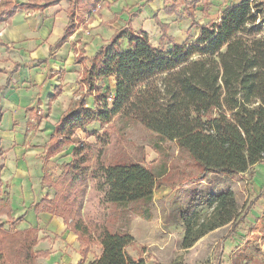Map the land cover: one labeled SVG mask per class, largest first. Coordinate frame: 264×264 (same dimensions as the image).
<instances>
[{
	"label": "trees",
	"instance_id": "trees-1",
	"mask_svg": "<svg viewBox=\"0 0 264 264\" xmlns=\"http://www.w3.org/2000/svg\"><path fill=\"white\" fill-rule=\"evenodd\" d=\"M61 1H5L3 7L9 10L6 22L11 23L19 10L44 9ZM66 1L68 23L56 46L63 45L75 32L78 11L95 6L94 0ZM164 2L167 15H181L179 8L185 6L190 27L199 30L197 36L191 43H178L169 33L170 25L156 13L153 20L161 29L160 48H154L147 32L125 28L94 56L87 58L80 53L76 63L82 65L81 92L55 125L43 158L45 164L73 143L78 130L101 141L100 131L90 132L88 126L99 123L104 135L118 115L141 123L163 139L176 141L189 152L199 168L195 181L204 180L209 174L231 178L264 162V0H242L208 23H201L196 15L197 5L202 3V12L208 17V0ZM167 44L170 50L164 51ZM110 77L115 82L114 94L111 88L103 90V80ZM89 96L93 97V106L87 103ZM2 116L0 96V130ZM90 148L92 145L85 141L74 144L71 161L63 164L57 180L49 181L55 196L43 197L34 210L62 218L66 228L76 234L82 257L76 264H144L125 254L122 246L129 232L120 227L125 224L122 214H128L129 208L142 218H152L149 211L157 177L140 162L106 163L100 153L94 164ZM3 155L0 137V159ZM3 168L0 163V218L7 216L13 227L24 215H12L10 195L5 196L3 191ZM262 197L264 186L249 209L240 214L232 190L197 196L182 212L183 246L190 247L206 233L234 221L232 236ZM97 198L98 213L92 205ZM201 203L213 207V214L196 230L193 219ZM0 232L33 240L19 264H39V258L49 256L48 250H33L38 240L36 229L0 226ZM94 246H102L101 254L86 261Z\"/></svg>",
	"mask_w": 264,
	"mask_h": 264
},
{
	"label": "rangeland",
	"instance_id": "rangeland-1",
	"mask_svg": "<svg viewBox=\"0 0 264 264\" xmlns=\"http://www.w3.org/2000/svg\"><path fill=\"white\" fill-rule=\"evenodd\" d=\"M5 1L8 0H0L2 9ZM9 1L21 2L24 0ZM174 1L170 0L169 4ZM240 1L242 0H208V17L204 16L202 4H199L196 12L197 19L201 23L217 20L226 8ZM159 2L158 0H136L132 6L127 5L123 12L114 14L115 19L112 22L115 23V27H119L117 30L132 27L135 31H138L143 28L149 18H153L152 15L158 13L156 11L161 7ZM138 5L142 8L140 7L138 17H133V11L138 9ZM179 10L181 15L178 16H168L163 12L158 14L164 21L169 22V31L178 43L185 41L191 43L197 36L198 29L190 27V18L185 12V6L182 5ZM94 14L99 15L96 8L82 18L85 20L83 26L86 25V22L91 21L92 17L94 18ZM109 23L111 22L107 24ZM154 27L157 28L155 24ZM144 28L149 29L148 35L154 48H160L158 41L160 34L156 36L150 22ZM123 44L124 46L127 45L126 40ZM168 50H170L169 44L164 47V51ZM107 88H111L112 93H115V82L112 77L103 80V90ZM79 93L80 90L73 94L69 101H65V104L63 102L58 104V101H53L49 105V96L44 101L35 99L33 100L35 106L24 108L23 123H15L14 125V131L23 134L24 145H41L32 143L33 139L38 136L41 126L43 127L46 122L55 124L62 111L75 101ZM87 103L89 106H93L92 96L87 98ZM109 103L111 106L113 100H109ZM25 129L27 130L25 131ZM88 129L90 132L100 131L101 141H98L94 135L87 136L83 131L78 130L73 137L72 144H77L79 141L90 143L92 148L89 150L94 164L97 162V160H94L96 155L100 153L101 160L106 163L111 161L140 162L151 168L157 177V186L153 193V202L149 211L152 218H142L135 214L131 208L128 209V214H122L125 224L121 225L120 228L129 232V235L124 238L122 247L128 257L134 261H142L144 264H217L218 261H222L223 264H264V197L259 199L255 207L249 212L246 222L241 223L232 236L230 235L232 229H234V221L229 225L206 233L192 246L184 247L185 225L182 219V212L189 207L192 200L197 196L211 192L221 193L227 190L234 192L238 212L243 214L249 209L250 203L264 186V176L261 173L257 175L251 168L248 172L231 178L209 174L206 179L195 181L199 168L190 153L182 149L176 141L161 138L157 133L147 129L135 120L118 115L110 123L107 128L108 132L104 135H102L103 129L97 122L90 124ZM32 130H34L33 136H29V132ZM73 148L74 145H68L50 160L47 165V173L50 174L53 180L60 176L63 171V163H66L63 161L71 155ZM37 157L39 159L34 162L35 169L30 170L28 175L33 187L35 202L46 189V179L43 178L42 171L43 155L38 154ZM7 159L8 161L11 160V155H8ZM5 161L4 157L1 161L4 168ZM7 169L10 170L8 162ZM10 172L14 174V172ZM5 182L3 186L4 195H11L12 184L7 179H5ZM15 188L16 186L13 187V193L17 192ZM24 188L23 186V193L25 192ZM49 190L53 191L54 188ZM14 197L18 198V193ZM97 202L98 198L92 204L93 208H96V213L100 212V205L98 206ZM21 203V208L14 212V216L17 217L26 212L23 224L17 223L12 227L11 221L6 216H2L0 226L5 229L13 228V230H16L22 229L24 221L28 223L26 221L31 208L27 201L23 202L21 200ZM212 214L213 207L208 206L206 203L198 205L193 219L195 229L198 230V225L210 218ZM36 230L37 237L41 238L42 244L38 245L39 240H37V244L32 246L33 250L46 248L53 254L57 252L55 245L60 235H57L55 231L48 229L46 226H40V224ZM32 241L31 237L26 238L16 233L4 236L0 232L1 263L19 264ZM101 252L102 246H94L86 261L94 260ZM68 254H73L71 257L75 256L72 250ZM53 257L52 261L51 256L39 258L38 263L59 264L60 261L57 255H53ZM70 261H72V258Z\"/></svg>",
	"mask_w": 264,
	"mask_h": 264
},
{
	"label": "crops",
	"instance_id": "crops-1",
	"mask_svg": "<svg viewBox=\"0 0 264 264\" xmlns=\"http://www.w3.org/2000/svg\"><path fill=\"white\" fill-rule=\"evenodd\" d=\"M26 1L28 0L21 2ZM135 1L136 0H94L95 6H90L78 11L79 16L75 32L63 45L59 46H56V42L62 36L64 28L68 23L67 9L69 3L66 0H62L59 4L44 9L19 10L14 14L11 23L6 22V15L9 14L8 8L3 7L2 13L0 14V68L3 69V71L0 72V96L3 112L0 137L2 149L4 151L0 163L4 157L6 159L5 168H3L2 172L3 186L4 183H6L5 179L9 180L12 184L10 201L13 209V216L14 212L21 208V200H23V202L27 201L31 208L26 221L28 223H25L24 221L22 229L19 230H26L29 228L36 229L40 224V226H46L48 229L55 231L57 235H60L56 240L55 246L57 247V252L54 254L46 248L38 249L48 250L49 256L52 257L51 261L54 258L53 255L56 254L60 261L59 264H67V262L68 264H76L82 258L80 255L81 246L77 236L74 232L66 228L62 218L52 216L46 212L37 213L34 210V205L40 202L43 197L49 196L53 198L56 193L55 188L50 186L49 182L54 180L49 178L48 175L50 174L47 173V165L53 157H51L46 164L44 163L43 158L46 154L47 145L50 143L57 122L55 124L46 122L43 127L41 126L38 131V136L32 141L33 144H41L38 146H25L23 134L15 132L14 125L15 123H23V109L28 106H35L33 100L40 99L44 101L50 96L49 105L53 101H58V104L60 102L65 104V101H69L71 96L80 90L79 78L82 65L76 63L77 56L80 53H83L87 58L94 56L103 44L109 41L116 32L120 31L117 30L119 27H115V23L112 22L115 19L114 14L123 12L127 5L132 6ZM158 1H160L159 4H161L159 10L162 9L156 12H163L167 15L164 12V0ZM11 3L17 2L14 1ZM140 5H138V9H134L135 11H133L132 14L133 17H138L140 9L142 8L141 6H143ZM95 8L99 11V15L94 14V18L92 17V20L86 22V25L83 26L85 20L82 18ZM159 17L163 22L169 24V22L162 19L160 14ZM108 22L111 23L107 24ZM148 22H150L153 27L156 36L161 34V29L159 27H154L155 23L153 18H149L145 25H147ZM145 25L140 30L149 34V29L144 28ZM14 70L15 72H13ZM10 73L11 77L8 85L7 80ZM57 86H59V88L56 91ZM79 95L80 93L77 98ZM69 106H67L62 113L66 111ZM61 114L59 115V118ZM26 130L27 129H25V131ZM33 133L34 130L30 131L29 136H33ZM38 154L43 155L42 171L43 178L46 179V189L35 202L33 187L29 181L28 175L30 170L35 169L34 162L39 159L37 157ZM8 155H11V160L9 161L7 159ZM70 160L71 155H69V157L63 162L68 163ZM7 162L10 170L7 169ZM18 168H22V182L16 181L13 176L17 173ZM10 171L14 172V174ZM253 171H255L257 175L261 173V175L264 176V162L256 164L253 167ZM34 173L36 172L34 171ZM61 174L62 172L60 175ZM14 186H16L15 190L17 191L14 193H18V198L14 197ZM23 186L25 187L24 193L22 192ZM50 188H52V190L54 188V190L51 191L49 190ZM31 203L33 204L31 205ZM22 215L25 217L26 212L17 217ZM22 222L23 220L18 223ZM38 240V245H41V238H38ZM70 250L74 252V257H71L73 254H68ZM71 258L72 261L69 262Z\"/></svg>",
	"mask_w": 264,
	"mask_h": 264
},
{
	"label": "bare ground",
	"instance_id": "bare-ground-1",
	"mask_svg": "<svg viewBox=\"0 0 264 264\" xmlns=\"http://www.w3.org/2000/svg\"><path fill=\"white\" fill-rule=\"evenodd\" d=\"M7 145V144H6ZM14 178L16 179V181L18 182H22L23 180V173H22V168H18L17 169V173L15 175H13ZM12 177V176H11Z\"/></svg>",
	"mask_w": 264,
	"mask_h": 264
}]
</instances>
